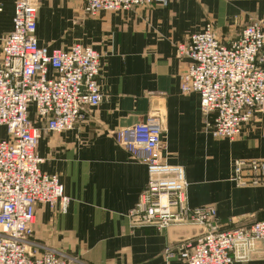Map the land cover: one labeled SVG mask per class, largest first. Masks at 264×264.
<instances>
[{"label":"crops","instance_id":"0c3cea01","mask_svg":"<svg viewBox=\"0 0 264 264\" xmlns=\"http://www.w3.org/2000/svg\"><path fill=\"white\" fill-rule=\"evenodd\" d=\"M15 1L0 0V40L13 29ZM42 3L39 45L52 51L79 43L102 53L103 101L86 109V120L73 130L44 132L39 142L41 171L57 176L70 199L66 213L36 206L33 239L41 251L56 249L75 258L71 264H185L166 260L164 250L199 228H136L129 218L146 188L148 170L115 134L148 116L162 121L164 160L185 169L190 207L213 206L224 228L264 221V186L240 188L232 179L236 160L264 159V117L256 115L234 141L214 138L199 94L181 91L180 77L190 61L178 55V46L208 24L230 44L242 28L264 21V0H166L104 12L79 25L71 9L79 3ZM52 20L60 29L45 30ZM67 32L69 39L56 37ZM30 119L36 122L34 107ZM241 264H264V247Z\"/></svg>","mask_w":264,"mask_h":264},{"label":"built area","instance_id":"2783aa9c","mask_svg":"<svg viewBox=\"0 0 264 264\" xmlns=\"http://www.w3.org/2000/svg\"><path fill=\"white\" fill-rule=\"evenodd\" d=\"M41 0H16L13 29L0 40V264H71L62 252L34 242L36 206L67 212L70 199L57 176L41 171L38 145L44 132L73 130L98 107L102 53L74 44L48 50L37 38ZM85 16L166 3V0H74ZM1 11V9H0ZM189 59L180 81L183 94L198 93L206 127L216 139L236 140L256 115L264 117V21L222 43L211 24L178 46ZM34 107L36 122L30 119ZM36 123L41 127H37ZM163 124L148 116L115 134L120 145L148 170V182L129 218L136 228L197 227L200 232L164 250L166 260L185 264H241L264 247V221L224 228L213 206H189L185 169L164 160ZM240 188L264 186V159L236 160Z\"/></svg>","mask_w":264,"mask_h":264},{"label":"rangeland","instance_id":"374dc122","mask_svg":"<svg viewBox=\"0 0 264 264\" xmlns=\"http://www.w3.org/2000/svg\"><path fill=\"white\" fill-rule=\"evenodd\" d=\"M74 1V0H73ZM41 2V4H40V7H39V12H40V10H41V7H42V5H43V3L42 2H44V0H41L40 1ZM74 2H76V1H74ZM77 4H78V2H76ZM78 7V8H77ZM77 7L76 6H73L71 9H72V12L73 13H75V20H76V22H77V24L78 23H83V21H86V20H83V19H88V18H92V17H89V16H85L84 14H83V12H82V8L79 6V4L77 5ZM53 20L49 23V24H46L45 25V30H48V29H50V30H53V28H55V29H60V27H58V24L56 23V24H54V26H53ZM79 25V24H78ZM49 31V30H48ZM71 32H67L66 34H62V33H57L56 34V37L58 38V39H69L70 37H71ZM79 44V43H78ZM7 138V133H6V130L5 129H1L0 130V140H2V139H6ZM250 160H253V159H250Z\"/></svg>","mask_w":264,"mask_h":264}]
</instances>
